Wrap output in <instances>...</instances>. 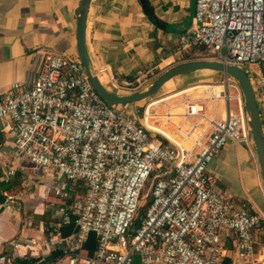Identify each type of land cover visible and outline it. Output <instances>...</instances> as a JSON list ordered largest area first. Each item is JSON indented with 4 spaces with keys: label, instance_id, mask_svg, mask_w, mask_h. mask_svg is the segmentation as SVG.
Segmentation results:
<instances>
[{
    "label": "built area",
    "instance_id": "2783aa9c",
    "mask_svg": "<svg viewBox=\"0 0 264 264\" xmlns=\"http://www.w3.org/2000/svg\"><path fill=\"white\" fill-rule=\"evenodd\" d=\"M178 41L182 49L202 47L208 59L260 67L264 0H194V25ZM225 79L222 86L233 84ZM112 82L134 91L148 78ZM178 96L184 120L198 119L183 129L188 147L147 126L148 117L159 115L151 103L140 122L103 99L77 55L45 51L29 84L14 82L0 94V121L10 126L12 150L52 177L57 222L51 234L60 236L61 226L74 218L62 254L45 264H220L229 237L239 258L253 254L264 217L245 201L235 204L207 170L229 142L253 150L241 96L238 110L227 109L220 118L207 116L205 99ZM220 97L228 99L223 88L210 99ZM171 108L161 117L175 126ZM6 164L8 180L16 168ZM79 183L83 195L75 193ZM7 199L20 208V197ZM90 234L92 253L85 247ZM0 264H11L4 253Z\"/></svg>",
    "mask_w": 264,
    "mask_h": 264
},
{
    "label": "crops",
    "instance_id": "0c3cea01",
    "mask_svg": "<svg viewBox=\"0 0 264 264\" xmlns=\"http://www.w3.org/2000/svg\"><path fill=\"white\" fill-rule=\"evenodd\" d=\"M79 1L0 0V94L14 82L29 84L45 51L77 55L74 9ZM145 1L144 6L142 0H91L89 3L86 47L103 84L112 90L129 91L115 87L112 77L154 76L185 52L182 50L194 48L182 49L178 41V34L194 25V0ZM145 7L153 11L160 25L147 17ZM254 71L251 81L258 108L264 111V95L257 82L263 74L259 67ZM220 76L223 78L218 85L228 99L221 98V105L218 100H205L206 114L211 118L224 117L227 109L236 112L238 96L243 103L240 89L232 78L228 81L233 84L222 86L226 75ZM154 101L150 102V107L155 108L157 114L165 105L166 112L169 107L180 104L167 106V103L159 104L169 100L156 104ZM220 107L225 110L224 116ZM131 108L136 107L131 105ZM260 117L264 129V116ZM197 120L192 118L185 122L189 125ZM182 123L177 124L181 127ZM173 129L177 131L176 126ZM11 143L10 126L7 121H0V254H6L11 264H45L62 254L66 237L50 232L52 224L57 222L56 212L50 206V202H56L51 190L52 177L32 167L24 155L16 154ZM6 163L16 168L15 176L8 180L3 178ZM207 170L216 176L218 188L235 204L245 201L264 217V187L251 148L229 142L208 164ZM7 196L20 197V208L13 206ZM220 264H264V231L257 232L253 254L245 260L238 257L234 239L227 238Z\"/></svg>",
    "mask_w": 264,
    "mask_h": 264
},
{
    "label": "water",
    "instance_id": "95a60500",
    "mask_svg": "<svg viewBox=\"0 0 264 264\" xmlns=\"http://www.w3.org/2000/svg\"><path fill=\"white\" fill-rule=\"evenodd\" d=\"M90 1L91 0H80L74 9V15L76 18V47L77 56L79 57L96 92L115 107L118 105L123 106L128 104L136 107L134 108V114H131V116L138 120L135 116V112L137 111V102L155 94L167 81L175 76L192 74L196 71L203 70H211L218 73L220 72L229 76L237 84L242 95L243 108L247 116L252 147L258 160L260 175L264 184V129L253 84L243 67L215 59L191 60L178 63L168 68L162 74L153 80L148 81L137 90L128 92L112 90L103 84L102 79L91 61L86 47L85 27ZM142 2L144 6L146 1L142 0ZM120 110L124 111V109Z\"/></svg>",
    "mask_w": 264,
    "mask_h": 264
},
{
    "label": "rangeland",
    "instance_id": "374dc122",
    "mask_svg": "<svg viewBox=\"0 0 264 264\" xmlns=\"http://www.w3.org/2000/svg\"><path fill=\"white\" fill-rule=\"evenodd\" d=\"M177 44H178V42H177ZM182 51H185V52L181 53L180 55H178L177 58L173 59V61L170 64H168L162 71H159L154 76L153 75L152 76L148 75V81L153 80L154 78H156L157 76L162 74L168 68H170V67H172V66H174V65H176L178 63L185 62L183 60L191 61V60L208 59L207 56H206V52L204 51V49L202 47H194V48H192V49H190L188 51H186V50H182ZM223 53H225V50H223ZM243 69L246 71V73L249 76H253L254 75L253 71L256 70L257 67L252 66V65H250V66L244 65ZM259 69H260V71L262 72V74L264 76V64L261 65L259 67ZM219 73L218 72H213L212 73V72H209V71H196V72H194L192 74H188V75H184V76L183 75H179V76H176V77L172 78V80H170L169 82L164 84V86L162 88H160L155 94L151 95L150 97H148L146 99H143V100L137 102V104H136L137 105V111L135 112V116L137 117L138 120L144 121V119H143L144 118V116H143L144 107L147 104H149L151 101H154L156 99H160L161 97L167 96L169 94H172V93L177 92L179 90L185 89L187 87H190V86H193V85H203L204 86L206 84H214V85H207V86H216V87L219 86V87H221L220 85H218V84H220V82L222 81V78H223L220 75H224V74H222V73L219 74ZM170 83H174V84H170ZM196 90L197 89H195V91ZM226 92L229 93L230 91L228 92V90H226ZM230 93L233 94V92H230ZM189 94L192 97H197L196 95H198V94H194L192 92L189 93ZM173 100L174 101L169 100V101H166V102H161L159 105H161V104L164 105L165 103H167V106H168L169 105L168 103H181L182 97L178 96L177 98H174ZM140 103L144 104V106L143 107L138 106ZM222 103H223V101H222ZM119 107H120V109H124V113L127 114V115L134 114V110H133V108H131V104H128V106L127 105H123V106H119L118 105L116 108H119ZM165 108H166V105L163 108L164 110L163 109L159 110L161 112H160L159 115H156L157 117H155L153 119H149L150 122L155 123V125L156 124L160 125L163 122H167L164 117H161L162 116L161 114L165 113ZM152 111L155 112L156 109L154 108ZM259 113H260V116H264L263 109H259ZM177 118H172L171 121H173L175 123V126L178 125L177 123H182V121H183L184 123H182L181 127H183V129H186L187 128L186 126L188 124H187V122H185L184 118L183 117H177ZM169 125L172 128H174V125H172V123H169ZM249 155H250V160H251L252 156H251V154H249ZM25 157L28 159L27 156H25ZM257 163H258V160H257ZM30 164H32V163H30ZM33 166H34V168L36 167L35 165L32 164V167ZM258 167H259V164H258ZM261 181H262V187H264L262 178H261ZM136 264H138V261H136Z\"/></svg>",
    "mask_w": 264,
    "mask_h": 264
},
{
    "label": "bare ground",
    "instance_id": "6f19581e",
    "mask_svg": "<svg viewBox=\"0 0 264 264\" xmlns=\"http://www.w3.org/2000/svg\"><path fill=\"white\" fill-rule=\"evenodd\" d=\"M203 71H209V72H213L211 70H203ZM195 88H197V90L195 91ZM194 90V91H193ZM220 91H222L221 87H216V86H203V85H198V86H190L186 89H183L181 91H179V93H174V94H169L167 97H164L162 99L156 100L153 103H158L159 101H166V100H170L172 98L178 97L179 94H183V93H194V94H198L197 96L203 99H208L210 97L213 96V94L215 93H219ZM222 97L220 98H216V99H212L213 101L218 100L220 102V105L222 104ZM170 104V103H168ZM220 110L222 112V116L225 115V110H223L222 107H220ZM170 114H175V115H171L172 117L169 118H177V117H183L184 116V108L181 106V104H175L171 109H170ZM184 118V117H183ZM178 119V118H177ZM183 120V119H182ZM146 124L149 128L153 129L154 131H157L159 133H161L162 135H164L165 137H168L169 139H171L172 141L182 144L185 147L189 146V142L188 140L182 136L183 134V127H181L179 130H175L173 129L170 125L169 122H163L160 125H155V123L150 122L149 117L146 120ZM185 126V125H184Z\"/></svg>",
    "mask_w": 264,
    "mask_h": 264
},
{
    "label": "trees",
    "instance_id": "16d2710c",
    "mask_svg": "<svg viewBox=\"0 0 264 264\" xmlns=\"http://www.w3.org/2000/svg\"><path fill=\"white\" fill-rule=\"evenodd\" d=\"M144 11L147 15V17L155 24V25H160L161 24V21L158 19V17L153 13V11L151 9H149L148 7H145L144 8ZM75 191L78 193H84L85 191V187L79 183L76 188H75ZM82 193V194H83ZM144 208L145 207H142L141 208V211L144 212ZM75 231V223H74V218L71 219V221L68 223V224H64L62 226V229H61V234L63 236H67V235H70L72 232ZM95 236L94 234H90L86 243H85V247L86 249H88L89 253H92L93 250H94V247H95Z\"/></svg>",
    "mask_w": 264,
    "mask_h": 264
}]
</instances>
